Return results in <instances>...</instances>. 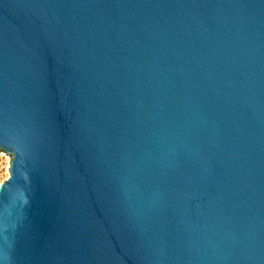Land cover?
<instances>
[{
  "label": "water",
  "instance_id": "1",
  "mask_svg": "<svg viewBox=\"0 0 264 264\" xmlns=\"http://www.w3.org/2000/svg\"><path fill=\"white\" fill-rule=\"evenodd\" d=\"M0 264H264V0H0Z\"/></svg>",
  "mask_w": 264,
  "mask_h": 264
},
{
  "label": "rangeland",
  "instance_id": "2",
  "mask_svg": "<svg viewBox=\"0 0 264 264\" xmlns=\"http://www.w3.org/2000/svg\"><path fill=\"white\" fill-rule=\"evenodd\" d=\"M8 164H9V157L0 151V182L5 180L8 173Z\"/></svg>",
  "mask_w": 264,
  "mask_h": 264
}]
</instances>
